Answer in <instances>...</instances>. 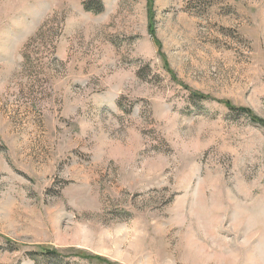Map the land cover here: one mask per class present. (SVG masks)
I'll list each match as a JSON object with an SVG mask.
<instances>
[{
	"label": "rangeland",
	"instance_id": "obj_1",
	"mask_svg": "<svg viewBox=\"0 0 264 264\" xmlns=\"http://www.w3.org/2000/svg\"><path fill=\"white\" fill-rule=\"evenodd\" d=\"M0 264H264V0H0Z\"/></svg>",
	"mask_w": 264,
	"mask_h": 264
},
{
	"label": "trees",
	"instance_id": "obj_2",
	"mask_svg": "<svg viewBox=\"0 0 264 264\" xmlns=\"http://www.w3.org/2000/svg\"><path fill=\"white\" fill-rule=\"evenodd\" d=\"M195 96H197L198 97V99H204V97L203 96H200V95H196L195 94ZM226 105L230 108V109H232V110H234V111H238V112H242V113H248L249 115H251V111L249 110V109H245V108H235L231 103H229V102H226ZM251 117V116H250ZM261 123V122H260ZM263 123V122H262ZM44 252H43V254H45V255H51V256H56V257H58L59 256V254H58V252L57 251H55V250H43Z\"/></svg>",
	"mask_w": 264,
	"mask_h": 264
}]
</instances>
